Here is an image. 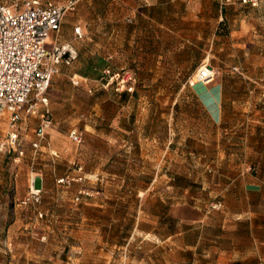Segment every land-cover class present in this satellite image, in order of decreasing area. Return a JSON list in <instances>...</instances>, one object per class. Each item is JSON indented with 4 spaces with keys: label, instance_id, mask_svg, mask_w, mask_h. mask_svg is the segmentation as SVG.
<instances>
[{
    "label": "rangeland",
    "instance_id": "374dc122",
    "mask_svg": "<svg viewBox=\"0 0 264 264\" xmlns=\"http://www.w3.org/2000/svg\"><path fill=\"white\" fill-rule=\"evenodd\" d=\"M77 11L93 20L80 36ZM64 15L59 42L76 59L22 115L14 145L0 118V264L255 257L238 249L251 236L227 205L241 180L264 176V0H77ZM205 64L212 79L190 85ZM107 66L130 69L134 92L102 86ZM31 190L39 201L23 203Z\"/></svg>",
    "mask_w": 264,
    "mask_h": 264
},
{
    "label": "built area",
    "instance_id": "2783aa9c",
    "mask_svg": "<svg viewBox=\"0 0 264 264\" xmlns=\"http://www.w3.org/2000/svg\"><path fill=\"white\" fill-rule=\"evenodd\" d=\"M242 1L255 6L259 0ZM76 2L0 1V118L6 116L9 123L7 144L17 142L16 124L22 115L32 113L38 102L46 101L45 91L60 66L70 65L77 57L76 49L69 42L56 40L51 45L47 43L50 35L60 30L65 11L74 9ZM74 32L80 36L81 28L75 27ZM212 77V68L207 64L201 65L189 78V84L211 80ZM70 79L74 85L82 83V78L75 74ZM98 81L117 92H132L135 78L130 69L107 66L101 70ZM47 124L43 121L37 129L38 137L43 136ZM69 136L76 142L81 140L76 130L70 131ZM33 145L36 147L37 143ZM58 181L63 182L64 179ZM29 201H39L38 190H31L23 203Z\"/></svg>",
    "mask_w": 264,
    "mask_h": 264
},
{
    "label": "crops",
    "instance_id": "0c3cea01",
    "mask_svg": "<svg viewBox=\"0 0 264 264\" xmlns=\"http://www.w3.org/2000/svg\"><path fill=\"white\" fill-rule=\"evenodd\" d=\"M42 2L47 0H41ZM82 5L79 7V11L81 9ZM91 9H93L94 5H88ZM79 11L74 16L73 24L76 26H80L82 28V24L84 26H90V22H93V20L89 19H83L79 16ZM65 16V15H64ZM63 16V18H64ZM80 17V18H79ZM123 17L121 16V11L116 15V20L118 23L123 21ZM63 18L61 20V24L63 21ZM67 22V20H66ZM74 27V28H75ZM120 26L116 25V33L115 38L122 39V33L119 31ZM61 30V25H60ZM60 30L58 32H54L50 35L47 43L51 45L54 41L58 40L60 41ZM134 30L127 29L125 32L126 37L131 36L133 34ZM121 34V36H120ZM88 38V37H87ZM89 63V59H88ZM93 68H96L93 66ZM76 75V74H75ZM81 77V75H80ZM83 77V76H82ZM85 78V77H84ZM3 118H6V116H3ZM241 191L238 196L232 195V197L228 200V213L232 215L234 218L239 220V224H245L246 232L245 236H251V241H248V243H244L245 245L242 246L243 241L241 242L240 246H238V249L240 250L242 248V251H251L255 250L253 258L247 259V257L243 256L241 258L240 264H248L250 261L254 260V264H264V176H254L246 179L244 182L241 180L240 182ZM243 238V237H242ZM248 238V239H249Z\"/></svg>",
    "mask_w": 264,
    "mask_h": 264
},
{
    "label": "trees",
    "instance_id": "16d2710c",
    "mask_svg": "<svg viewBox=\"0 0 264 264\" xmlns=\"http://www.w3.org/2000/svg\"><path fill=\"white\" fill-rule=\"evenodd\" d=\"M198 87V91H201V89L203 88L202 86L200 87L199 85L197 86ZM111 89H113V88H111ZM114 90V89H113ZM115 91V90H114ZM124 92H127V91H124ZM132 92H134V91H132ZM127 93H129V92H127ZM205 94V96H207L206 98H207V100H206V102H208V101H211V100H213V96H210V95H208V93L207 92H203V95Z\"/></svg>",
    "mask_w": 264,
    "mask_h": 264
},
{
    "label": "bare ground",
    "instance_id": "6f19581e",
    "mask_svg": "<svg viewBox=\"0 0 264 264\" xmlns=\"http://www.w3.org/2000/svg\"><path fill=\"white\" fill-rule=\"evenodd\" d=\"M210 80H207V81H205V82H209Z\"/></svg>",
    "mask_w": 264,
    "mask_h": 264
}]
</instances>
